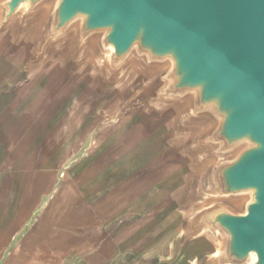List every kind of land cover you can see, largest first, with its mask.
<instances>
[{"label":"water","instance_id":"obj_1","mask_svg":"<svg viewBox=\"0 0 264 264\" xmlns=\"http://www.w3.org/2000/svg\"><path fill=\"white\" fill-rule=\"evenodd\" d=\"M38 23L26 74L90 64L110 92L135 74L132 107L174 119L195 171L188 238L200 264H264V0H0V36Z\"/></svg>","mask_w":264,"mask_h":264},{"label":"crops","instance_id":"obj_2","mask_svg":"<svg viewBox=\"0 0 264 264\" xmlns=\"http://www.w3.org/2000/svg\"><path fill=\"white\" fill-rule=\"evenodd\" d=\"M27 47L0 36V175L24 179L3 188L15 199L0 208V264H200L213 254L209 237L187 236L195 171L174 119L142 114L122 86L102 92L90 64L69 74L58 59L26 74Z\"/></svg>","mask_w":264,"mask_h":264},{"label":"rangeland","instance_id":"obj_3","mask_svg":"<svg viewBox=\"0 0 264 264\" xmlns=\"http://www.w3.org/2000/svg\"><path fill=\"white\" fill-rule=\"evenodd\" d=\"M37 25H38V23H34L25 32V38L22 40V42H24L26 48H28L27 46H30L31 43H33V41H34L35 31L37 30ZM24 52H25V47H23L20 50V52H19L20 56ZM134 77H135V74L134 73L131 74V77L123 84V86L120 89V92L123 95V96L121 95L122 98L121 97L120 98L123 101L125 100L126 102H128L129 99L131 98L130 95H132V93L130 91V86H131V83L130 82H132V80L134 79ZM82 81L83 82H88V81H90V78L86 76V77H84L82 79ZM83 88H84L83 85H80V87L79 86L78 87L75 86L73 88V90L76 93H80L83 90ZM133 97H134V95H133ZM26 125L28 126V124H26ZM18 133L21 135V137L27 138V137H29V135H32V130L31 129L24 128V129L20 130ZM1 172H2V170H1V167H0V174H2ZM25 174L26 173H22V176L25 175ZM0 176H1L0 177V208H1L2 206H5V204H7V203H12L14 201V199H15V195L14 194L9 193L7 189L6 190L3 189L6 186H8L5 181H8L9 182V184H10V187H9L10 190L9 191L12 192L13 187H12L11 184L17 185L18 184L17 182H22L24 179L20 178V176L17 177L16 175H13V172H11V174L7 176L8 178L5 177V176L2 177V175H0ZM61 182H62V178L60 176L59 184H61ZM57 190H58V188H57ZM56 192L57 191L55 190L53 193L55 194ZM37 214H38V212L35 213L33 215V217L31 218V221H29L27 223V226L25 227L24 232L28 231L32 227V225L34 224L35 218H37Z\"/></svg>","mask_w":264,"mask_h":264}]
</instances>
